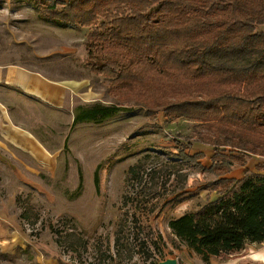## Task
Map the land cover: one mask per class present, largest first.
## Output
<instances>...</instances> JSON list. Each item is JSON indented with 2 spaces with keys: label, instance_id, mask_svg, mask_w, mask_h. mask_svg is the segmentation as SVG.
<instances>
[{
  "label": "rangeland",
  "instance_id": "1",
  "mask_svg": "<svg viewBox=\"0 0 264 264\" xmlns=\"http://www.w3.org/2000/svg\"><path fill=\"white\" fill-rule=\"evenodd\" d=\"M89 31L40 19L34 0H0V64L18 63L66 86L59 105L19 90L6 96L12 120L45 162L0 135V264H264L245 249L206 261L168 227L216 195V178L204 169L212 138L222 140L230 126L163 109L195 97L200 86L208 95L232 86L169 74L160 82L150 66L107 73L87 52ZM176 91L183 96L172 101ZM113 103L120 110L109 116L74 120ZM263 131L245 136L256 141Z\"/></svg>",
  "mask_w": 264,
  "mask_h": 264
},
{
  "label": "trees",
  "instance_id": "2",
  "mask_svg": "<svg viewBox=\"0 0 264 264\" xmlns=\"http://www.w3.org/2000/svg\"><path fill=\"white\" fill-rule=\"evenodd\" d=\"M256 1L34 0L46 22L90 27L87 52L107 73L150 66L160 82L162 74H169L201 85L211 81L216 89L232 86L210 95L200 86L195 97L163 109L166 115L205 122L218 117L219 124L230 126L222 140L212 138V164L204 169L216 178L217 197L168 222L176 238L206 261L264 241V174L246 170L238 179L227 176L236 163L264 153L257 151L264 148V131L262 140L245 136L264 130V31L257 30L264 24V2ZM181 96L174 92L172 101ZM162 100L155 104L161 106ZM119 105L87 109L74 120L106 117ZM225 147L232 150L222 154Z\"/></svg>",
  "mask_w": 264,
  "mask_h": 264
},
{
  "label": "crops",
  "instance_id": "3",
  "mask_svg": "<svg viewBox=\"0 0 264 264\" xmlns=\"http://www.w3.org/2000/svg\"><path fill=\"white\" fill-rule=\"evenodd\" d=\"M13 90H19L50 104L59 105L62 96L66 92V86L18 63L0 64V135L6 137L5 134H8V136L12 137V142L22 147V149L28 150L33 155L40 156L41 161L44 163L45 154L41 148L31 145L32 138L30 135L23 130V127L15 125L12 120L6 96ZM255 157L262 158L263 156L254 154L249 158H245L243 165L236 163L232 168V178H241L246 170L264 174V160L256 159ZM216 197L217 195L213 199ZM243 249L246 251V257L251 261L264 263V241L248 243L239 251ZM232 253L234 252L229 253V255Z\"/></svg>",
  "mask_w": 264,
  "mask_h": 264
},
{
  "label": "water",
  "instance_id": "4",
  "mask_svg": "<svg viewBox=\"0 0 264 264\" xmlns=\"http://www.w3.org/2000/svg\"><path fill=\"white\" fill-rule=\"evenodd\" d=\"M156 264H178V260L175 258H166L162 261L157 262Z\"/></svg>",
  "mask_w": 264,
  "mask_h": 264
}]
</instances>
